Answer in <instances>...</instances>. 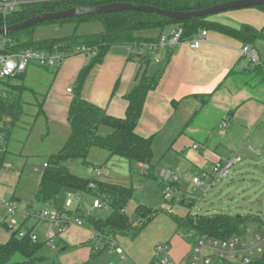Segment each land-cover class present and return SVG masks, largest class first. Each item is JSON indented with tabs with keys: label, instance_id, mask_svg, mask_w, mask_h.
I'll return each instance as SVG.
<instances>
[{
	"label": "crops",
	"instance_id": "crops-1",
	"mask_svg": "<svg viewBox=\"0 0 264 264\" xmlns=\"http://www.w3.org/2000/svg\"><path fill=\"white\" fill-rule=\"evenodd\" d=\"M170 29L165 35L173 30ZM101 32L102 26L99 23L91 35ZM242 46L238 40L214 31H207L205 41L197 50L191 49L187 42H180L173 47H161L155 52H147L145 47L136 45L113 46L103 60L86 74L80 95L84 101L99 107L106 115L124 118L127 108L125 97L136 86L139 75L143 71L151 73L161 68L157 86L145 97L135 133L142 138H152L154 172L160 177L163 171L179 177L175 182L176 193L183 195L189 189L202 190L193 187L192 178L196 173L208 170L215 162H223L230 156H239L242 161L253 158V155L258 156L254 152L260 154V159L264 155V74L260 70L256 71L249 60L242 56ZM254 50L260 58H264V54L260 55ZM90 59L91 56L82 53L62 60L54 68L48 87L40 88L39 93L27 89L33 92L31 99L23 97V93L28 92L23 84L24 79L35 70L48 69L29 65L16 82L25 86L20 96L23 104L18 116L31 117L27 113L31 110L32 116L43 117L47 134L53 133L56 137L55 153L63 147L70 135L67 123L69 105L77 76ZM112 158L104 150L92 149L87 157L88 167H101L107 175L108 171L103 164L109 161L113 163ZM249 161L247 167L253 177L264 180V170L255 169L257 167L252 165L254 161ZM6 170H9V166ZM71 201L73 203L72 197ZM54 205L51 204V207ZM74 207L76 214H86L89 210H80L79 204ZM18 221L20 224L24 222L21 216ZM24 225L32 228L33 232L42 226L38 234L43 237L54 232L56 240L59 239L63 244L62 252L78 248L75 254H71L72 260L67 264H85L92 255V247L88 242L93 241V232L87 223L82 227L70 226L60 234L55 232L52 225L38 223L35 219L34 222L26 220ZM49 225L54 228L53 231ZM0 237L5 242L9 233L5 230ZM82 245L87 248H82ZM94 245L97 243L94 242ZM119 255L122 256L123 252ZM179 258H172V262Z\"/></svg>",
	"mask_w": 264,
	"mask_h": 264
},
{
	"label": "trees",
	"instance_id": "trees-1",
	"mask_svg": "<svg viewBox=\"0 0 264 264\" xmlns=\"http://www.w3.org/2000/svg\"><path fill=\"white\" fill-rule=\"evenodd\" d=\"M228 1L234 0H56L33 5L25 4L7 16L0 15V28L23 22L31 16L74 7H97L111 3H128L167 11L188 12L202 10ZM254 8L264 12V6ZM209 17L175 21L156 14L122 11L42 23H71L77 27L84 22L97 21L102 26V32L97 34L87 36L73 34L63 39L34 40L32 33L34 28L38 26L36 25L5 36L11 43V46L7 47L9 53L31 50L62 53L65 56H70L82 54L76 51L77 48L82 47L95 52L76 79L73 97L67 113L70 135L63 147L47 158L46 166H43L40 172L33 198L38 204H55L61 193L79 192L103 203L110 210L106 217L95 218L80 213L82 221L91 227L94 238L101 240V248L96 247V245L93 246L97 253L110 248L116 236L138 232L157 212L143 204H138L134 208L135 219H130L124 213V207L133 197L132 188L102 183L92 178H83L71 173L65 165L69 161L79 160L82 165L87 167L89 165L87 157L90 150L100 149L106 151L108 157H119L126 160L130 173L153 177L152 138L138 136L135 133V128L142 112L145 97L149 91L154 90L157 86L162 69L151 73L143 71L139 75L136 86L125 97L127 108L124 118L110 117L99 107L84 101L80 95L82 82L89 70L103 60L111 47L157 43L166 28L180 29L181 42L193 39L202 30L227 35L243 45L252 46L255 41L264 42V26L260 29L248 25L233 28L211 22ZM146 31L148 35L142 34ZM149 31L157 33L149 34ZM255 70L259 71L257 68ZM21 75L11 80L0 79V133L4 137V144H0V174L4 168V157L10 133L20 118L18 115H20L23 104L20 96L24 91V86L16 83ZM102 127L108 128L110 132L101 135L99 130ZM166 188H169L170 191H176L175 182H161V191L164 192ZM186 204L184 201V205ZM188 206H192V203ZM57 209L64 210L62 208ZM174 221L176 232L180 233L192 247L204 237L226 241L233 237L243 236L249 226L254 225L259 228L262 225V220L258 215L235 216L222 212L188 215L183 219L175 218ZM24 223L26 220L21 224V227L25 226ZM0 229H5L9 233L8 239L5 242H0V264H41V257L38 256V252L44 243L40 240L33 243L28 236L19 238L15 232H9L5 221H0ZM32 230V228H27L28 232ZM90 243L91 241L88 242V244ZM151 264H155L154 260ZM213 264L240 263L216 259ZM249 264H264V256L252 260Z\"/></svg>",
	"mask_w": 264,
	"mask_h": 264
},
{
	"label": "rangeland",
	"instance_id": "rangeland-1",
	"mask_svg": "<svg viewBox=\"0 0 264 264\" xmlns=\"http://www.w3.org/2000/svg\"><path fill=\"white\" fill-rule=\"evenodd\" d=\"M209 20L234 28L248 25L260 29L264 26V12L250 7L221 12L210 16ZM59 24L51 23L36 26L32 33L33 39H63L73 34L79 36L91 35V33L96 31L99 22H84L77 27L71 23ZM168 30L169 28H166L163 34L168 33ZM149 32V34L157 33L154 31ZM142 34L148 35V32H142ZM252 46L260 55L264 54L263 41H255ZM33 64L35 63L30 65ZM46 69L48 70L38 69L33 74H27L23 84L28 92L23 93L24 99H31L33 92L39 93L40 88L48 87L54 68ZM16 82H18V79ZM27 89H31L33 92ZM30 111H27V113L31 117L29 115L20 117L10 133L4 157V168L0 174V201L11 199L12 197L15 198V200L13 198L11 200L16 202L18 210L15 218L17 221L21 216V211L27 206L36 211L51 207V204L36 203L33 195L37 188L43 162L47 160L51 153H55L57 149L56 137L53 133L47 134L45 119L41 116H32ZM109 132L110 130L105 127L99 130L101 135H106ZM56 135L58 136V134ZM254 153L258 155V153ZM250 159L254 161L252 165L257 167L255 169L264 170V163L258 156L253 155V158L243 159L235 164L231 168L229 176L223 181L220 180L207 192H204L203 189L198 191L189 189L183 195L180 192L169 191L166 196L163 195V191L160 189V175L154 172L153 177H148L130 173L128 162L118 157L112 158L114 160L113 163L109 161L103 164L109 175L103 173L93 176L88 172V166L86 168L79 160L66 163L65 166L75 175L87 179L92 178L102 183H113L117 186L132 188L134 191L133 197L124 207V213L130 219H135L134 208L138 204H143L157 212L138 232L116 236L113 242L115 248L113 249L110 247L97 253L93 249L94 242L97 243L96 247L98 248H101V243L92 234L91 240L94 241L90 243L92 255H90L88 262L85 264H151L152 260L157 256V247L163 245H167L165 256H168L171 262L172 258H178L179 256L181 257L179 258L180 260L178 259L174 263L189 261L193 256L192 246L185 241L180 233L176 232L174 221L175 218L183 219L188 215L209 214L213 213V211L214 213L222 212L235 216L253 214L260 217L263 225L264 180L260 177H253L252 173H250L247 167L250 164ZM7 166H9V170H6ZM66 193L60 194L53 208L71 210L70 212L75 213L77 210L74 205L79 204L80 210L89 209V215L95 218H103L110 213L108 208L92 209L93 198L79 192L77 196L74 195V192H71L73 203L71 201V205L66 206ZM183 200L187 204L181 206L180 202H184ZM190 203H192V206H188ZM76 216L80 217V213L76 214ZM0 217H3V214L0 213ZM30 220L34 222L33 218ZM83 225L85 223L82 221L80 227ZM41 227L36 228L34 232L38 234ZM49 227L52 231L54 230L52 226L49 225ZM4 231L5 229H0V234H4ZM51 233L55 234L54 232ZM38 238L42 243L45 240V237L39 234ZM4 240V238L0 237V242H4ZM56 246L55 250L49 249L46 245L41 247L38 252V256L41 257V264H67L72 260L71 254H75L79 250L78 248H69L62 252L63 244L59 239L56 240ZM81 247L87 248L84 245ZM118 248L122 250V256L116 252ZM163 256L164 254L158 257L161 258Z\"/></svg>",
	"mask_w": 264,
	"mask_h": 264
},
{
	"label": "built area",
	"instance_id": "built-area-1",
	"mask_svg": "<svg viewBox=\"0 0 264 264\" xmlns=\"http://www.w3.org/2000/svg\"><path fill=\"white\" fill-rule=\"evenodd\" d=\"M56 0H0V15L7 16L8 14L20 9L25 4H37L40 2H53ZM207 31H200L193 39L184 41L187 42L191 49L197 50L202 42L205 41ZM181 30L174 29L168 35H161L157 43L141 44L140 47H145L148 52H155L161 47H173L179 44ZM6 35L0 36V79L11 80L23 74L27 67L31 63L43 68H57L62 60L69 56H65L62 53H48V52H35L31 50H24L20 53H9L7 47L11 46ZM79 53H86L89 56L94 55V51L86 50L84 47L77 48ZM242 56L246 57L250 64L259 69L264 74V58H260L257 52L250 45H243L241 48ZM72 56V55H70ZM68 92H71L68 89ZM0 144H4V137L0 133ZM196 149V146H193ZM7 149V146H6ZM260 154H258L259 156ZM264 162V155L260 156ZM241 162L239 156H230L223 162H215L208 170H203L196 173L192 178V185L194 188H202L204 192H207L213 188L220 180L223 181L229 176L231 168ZM46 166L45 164L43 165ZM88 172L93 176L103 174V169L97 166H89ZM161 178L163 182H176L179 177L170 172L163 171ZM90 187L92 185L90 184ZM170 189L166 188L163 195L166 196ZM77 196V193H74ZM72 194L66 193V206H70ZM106 207L99 200L94 199L92 202L93 209H100ZM16 204L13 200H1L0 201V213L3 217H0V221H5L9 232H15L19 238L28 236L30 240L35 243L39 241L38 236L33 232L27 231L25 226L21 227V224L16 220L15 215L17 212ZM86 215H89L87 210ZM21 218L30 220L34 218L38 223H45L52 225L57 233L65 232L70 226H80L82 223L81 216L77 217L75 213L67 210H58L56 208L43 209L40 211H34L31 209H23L21 211ZM7 219V220H6ZM56 236L52 233H47L45 240L43 241L49 249H55ZM111 248H115L112 244ZM193 256L189 261H182L178 264H213L214 260H225L228 262H235L240 264H249L252 260L264 256V224L261 227L249 226L245 230L243 236L233 237L230 240L220 241L202 238L192 247ZM121 254V249H116ZM157 256L154 258L155 264H176L170 261L167 253V245L158 246L156 249ZM164 254L163 257L158 256Z\"/></svg>",
	"mask_w": 264,
	"mask_h": 264
},
{
	"label": "water",
	"instance_id": "water-1",
	"mask_svg": "<svg viewBox=\"0 0 264 264\" xmlns=\"http://www.w3.org/2000/svg\"><path fill=\"white\" fill-rule=\"evenodd\" d=\"M264 6V0H234L228 1L221 4H216L209 8L196 11L188 12H176L167 11L155 7L145 6V5H134L128 3H111L108 5L97 6V7H74L67 10L43 13L36 16H31L30 18L24 20L23 22L17 23L9 27L0 28V36L10 35L15 32H20L27 28L51 21L78 18L81 16L89 15H100L109 14L122 11H136L142 13L156 14L175 21H185L193 18H204L207 16L215 15L221 12H226L230 10H238L250 7ZM181 205L184 202L180 203Z\"/></svg>",
	"mask_w": 264,
	"mask_h": 264
}]
</instances>
